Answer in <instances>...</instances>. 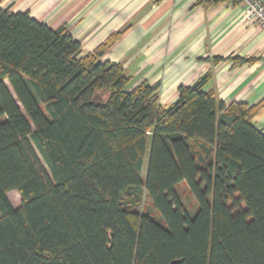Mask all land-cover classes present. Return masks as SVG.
Listing matches in <instances>:
<instances>
[{
	"label": "trees",
	"instance_id": "16d2710c",
	"mask_svg": "<svg viewBox=\"0 0 264 264\" xmlns=\"http://www.w3.org/2000/svg\"><path fill=\"white\" fill-rule=\"evenodd\" d=\"M123 34L82 55L0 9V264H264L263 104L224 105L206 75L164 107L103 60Z\"/></svg>",
	"mask_w": 264,
	"mask_h": 264
},
{
	"label": "crops",
	"instance_id": "0c3cea01",
	"mask_svg": "<svg viewBox=\"0 0 264 264\" xmlns=\"http://www.w3.org/2000/svg\"><path fill=\"white\" fill-rule=\"evenodd\" d=\"M0 9L65 27L82 55L124 31L103 60L123 67L130 88L156 84L169 107L207 75L202 91L224 105L263 104L252 123L264 133V31L244 21L237 0H0Z\"/></svg>",
	"mask_w": 264,
	"mask_h": 264
},
{
	"label": "rangeland",
	"instance_id": "374dc122",
	"mask_svg": "<svg viewBox=\"0 0 264 264\" xmlns=\"http://www.w3.org/2000/svg\"><path fill=\"white\" fill-rule=\"evenodd\" d=\"M11 91V89H10ZM35 154L38 158V160L40 161L42 167L44 168V170L48 173V169L44 163V161L42 160L41 156L38 154V152L36 151V149L34 148ZM146 164L147 161L145 160L144 162V166L142 169V176H144L145 174V169H146ZM176 191L180 197L181 202L183 203V205L185 206V208L187 209V212L190 216H193L196 208H197V204L195 199L193 198V196L191 195V193L189 192L187 185L185 182L180 183L177 187H176ZM7 197L10 201V203L12 204V206L17 207L20 205V196L18 194L17 191H11L7 194Z\"/></svg>",
	"mask_w": 264,
	"mask_h": 264
},
{
	"label": "built area",
	"instance_id": "2783aa9c",
	"mask_svg": "<svg viewBox=\"0 0 264 264\" xmlns=\"http://www.w3.org/2000/svg\"><path fill=\"white\" fill-rule=\"evenodd\" d=\"M242 6L244 21L255 24L264 31V1L263 0H237Z\"/></svg>",
	"mask_w": 264,
	"mask_h": 264
},
{
	"label": "water",
	"instance_id": "95a60500",
	"mask_svg": "<svg viewBox=\"0 0 264 264\" xmlns=\"http://www.w3.org/2000/svg\"><path fill=\"white\" fill-rule=\"evenodd\" d=\"M172 264H175V263H172Z\"/></svg>",
	"mask_w": 264,
	"mask_h": 264
}]
</instances>
